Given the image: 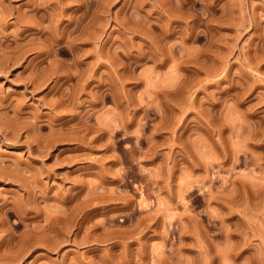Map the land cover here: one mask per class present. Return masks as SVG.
Returning a JSON list of instances; mask_svg holds the SVG:
<instances>
[{
	"label": "rangeland",
	"instance_id": "1",
	"mask_svg": "<svg viewBox=\"0 0 264 264\" xmlns=\"http://www.w3.org/2000/svg\"><path fill=\"white\" fill-rule=\"evenodd\" d=\"M0 49V264H264V0H0Z\"/></svg>",
	"mask_w": 264,
	"mask_h": 264
},
{
	"label": "bare ground",
	"instance_id": "2",
	"mask_svg": "<svg viewBox=\"0 0 264 264\" xmlns=\"http://www.w3.org/2000/svg\"><path fill=\"white\" fill-rule=\"evenodd\" d=\"M13 9H14V11L18 10L16 7H14ZM13 13H15V12H13ZM17 16H18L17 13H15V18H14L15 21L17 20ZM2 18H3V17H2ZM15 44H16V43H15ZM16 47H17V45L13 46V50H14V52L16 51ZM3 49H4V48H3ZM3 49H0V52H1V50L4 52ZM11 49H12V47H11ZM17 50H18V49H17ZM12 52H13V51H12ZM14 52H13V53H14ZM15 53H16V52H15ZM15 53H14V54H15ZM2 55H3V54H2ZM2 57H3V56H2ZM2 57H1V55H0V70H1V72H2V67H4L3 64H4L5 62H7V61H4L5 59L2 58ZM11 57H12V56H11ZM6 58H7V57H6ZM9 58H10V56H9ZM9 58H8V59H9ZM18 58H19V57H18ZM3 59H4V60H3ZM13 59H14V58H13ZM14 60H16V59H14ZM12 61H13V60H11V62H12ZM3 62H4V63H3ZM12 63H13V62H12ZM8 64H9V63H8ZM8 64H7V66H8ZM3 69H4V68H3Z\"/></svg>",
	"mask_w": 264,
	"mask_h": 264
}]
</instances>
